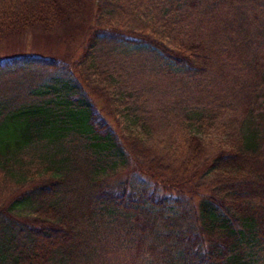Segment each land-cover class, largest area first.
<instances>
[{
    "label": "trees",
    "instance_id": "1",
    "mask_svg": "<svg viewBox=\"0 0 264 264\" xmlns=\"http://www.w3.org/2000/svg\"><path fill=\"white\" fill-rule=\"evenodd\" d=\"M130 1L100 0L94 8L83 0H0V46L85 34L79 58L52 46L0 57V73L33 77L23 96L0 98V178L16 184L0 196V264H89L97 239L106 262L129 254L138 264H264V109L246 105L238 132L217 142L194 128L182 147L148 138L150 117L140 98L131 106L126 88L111 99L121 113H135L140 131L120 134L103 114L91 78L112 79L105 67L126 51L144 50L170 73L202 77L208 70L204 40L184 38L177 13L201 2L161 0V29L137 32L109 19L113 12L138 16ZM219 24L216 35L234 31ZM255 65L264 71L262 61ZM70 142L80 145V157L60 156L56 147L32 163L30 151L41 144ZM118 169L128 175L114 189L109 176ZM74 171L85 176L84 187H76Z\"/></svg>",
    "mask_w": 264,
    "mask_h": 264
},
{
    "label": "rangeland",
    "instance_id": "2",
    "mask_svg": "<svg viewBox=\"0 0 264 264\" xmlns=\"http://www.w3.org/2000/svg\"><path fill=\"white\" fill-rule=\"evenodd\" d=\"M131 1L130 7L136 8L138 16L132 17L127 11L124 14L120 12L115 16L113 12L109 15L110 21L126 26L128 31L134 29L139 32L142 25H147L150 31L161 29V0ZM172 1L169 0L165 4L168 5ZM197 1L201 3L195 2L194 6L186 4L184 5L185 9L179 10L177 13L181 25L186 26L182 27L183 37L193 36L196 40H204V51L209 63L204 76L191 77L170 73L168 70H163L158 61L148 57L144 50H141V53L129 50L122 57L117 56V59L111 60L110 64L105 67L107 74L112 72L111 80L103 74H96L97 76L91 78L92 84L101 90L95 97L99 98V102L103 106V114L120 131V134H136L140 128L136 124L137 122L131 120L135 113L132 111L121 113L116 109L119 103L111 99L117 95L115 89L119 86L128 91L127 98L130 100L131 106L136 102L137 97L140 98L138 99V102H142L140 107L147 111L146 113L150 117V122L146 117L152 130V134L148 138L155 141L161 140V142L171 138V144L178 147H182L184 141L188 139L189 132L195 133L194 128L202 137L208 134L207 139L216 142L218 135L227 136L230 133L235 135L239 125L244 121L246 105L255 106L256 111L264 109V71L261 70L260 65H255L260 61L264 63V0H241L242 2L236 3L224 0ZM83 3L85 7L93 4L95 8L99 5L100 0H83ZM129 10H133V8ZM129 12L134 14V11ZM227 19L230 23L226 21ZM219 20L223 22V25L225 23L233 25L234 31L216 35L214 31L219 29ZM191 22L197 25L188 26ZM83 24L81 19L80 26ZM51 40L47 44H41V40L37 42L22 40L21 43L9 45L4 43L0 46V57L11 55L14 52L10 51L14 48L17 50L15 52H30L43 46H52L50 49H58L62 55L73 59L77 56L79 58L83 50L85 34L80 32L76 36H72L70 33L66 42ZM32 81L33 77H30L28 71L15 74L0 73V98L17 94L23 96V92L31 86ZM100 81L104 83H99ZM106 93H113V95ZM223 102L224 109L219 110L220 104ZM184 110L191 112L187 113L191 118L183 119L181 113ZM178 112L179 114H174ZM195 112H200L204 116L212 114L216 116L210 119H197L194 115ZM168 121H172L174 128L166 127ZM60 146L54 148L51 145L41 144L31 150L30 152L35 153L32 163L36 166L40 165L39 154H44L47 150L55 151L56 147L60 156L64 155L65 151H69L80 157V145L77 142L65 143ZM157 146H159L157 147L158 151L154 150L160 154L161 144H157ZM74 173L76 187H84L85 176L76 171ZM127 175L128 172L124 171L121 174L118 169L117 173L109 176L110 184L112 187L114 186V189H117L119 179L126 178ZM132 180L135 181L134 178ZM9 184L16 185L11 179L5 182L4 177L0 178V185L3 188L1 198L6 195L5 193L10 194L11 191V194L14 193ZM7 186L8 188H5ZM97 241V248H94L97 250L95 251V262H89V264H100L99 262H105L104 264H138L136 262H143L129 254L119 256L113 261L109 256L106 262L107 254L104 250L106 247L99 242V239ZM79 262H85V258H81Z\"/></svg>",
    "mask_w": 264,
    "mask_h": 264
}]
</instances>
